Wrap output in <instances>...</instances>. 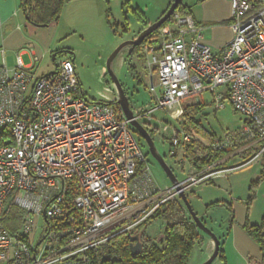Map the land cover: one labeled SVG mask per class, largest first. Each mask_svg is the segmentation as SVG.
I'll list each match as a JSON object with an SVG mask.
<instances>
[{
	"label": "built area",
	"instance_id": "2783aa9c",
	"mask_svg": "<svg viewBox=\"0 0 264 264\" xmlns=\"http://www.w3.org/2000/svg\"><path fill=\"white\" fill-rule=\"evenodd\" d=\"M231 10L233 39L221 52L204 42L192 16L181 14L160 30L159 44L144 48L151 91L159 88L160 95L150 110L134 114L139 123L154 128L159 111L181 123L183 102L205 93L218 110L228 100L243 117L240 130L208 143L183 125L171 129V156L193 145V169L215 160L165 190L117 95L106 103L79 95L72 57L40 79L19 57L16 69L0 67V264L112 262L116 237L137 235L158 210L182 203V194L264 159V5L232 0ZM230 158L240 161L226 167ZM13 208L21 217L14 231L6 226ZM41 220L46 226L38 240Z\"/></svg>",
	"mask_w": 264,
	"mask_h": 264
},
{
	"label": "rangeland",
	"instance_id": "374dc122",
	"mask_svg": "<svg viewBox=\"0 0 264 264\" xmlns=\"http://www.w3.org/2000/svg\"><path fill=\"white\" fill-rule=\"evenodd\" d=\"M77 1L78 3L73 6L71 12H62L59 21L61 22L60 30L64 28L65 34L61 39L63 54H59L58 57L70 58L72 57L70 54L73 53L76 58L77 76L83 93L79 95H84L92 103H106L105 97L114 99L117 95L114 82L107 68L111 55L121 44L133 38L134 33L138 31L137 29L141 25L138 18L150 21L152 25L158 21L175 0ZM198 1L184 0L181 6L191 10ZM128 26L130 28L129 34ZM154 38L157 41L155 44H159V34ZM149 64L150 56L148 54L129 56V48H127L118 56L111 67L130 100L134 114L137 116L154 107L157 103V97L160 95L159 88L154 92L151 91L152 77ZM200 103L204 107L198 106ZM183 106L184 114L181 123H176L165 111H159L152 120V126L159 131L153 137L155 147L179 181L189 178L193 173V168L184 157V149L177 151L176 157L170 155L169 136L171 129H178L183 124L184 116L187 113L186 109L189 108L190 119H192L190 129L201 141L205 140L203 138L205 135L221 138L226 133L240 130L243 126V117L234 111L228 100H225L224 107L218 110L213 101V96L209 93L192 97L183 102ZM141 123L144 124L145 120L143 119ZM164 127H168L169 130L163 131ZM141 143L156 184L162 190L170 188L172 183L169 177L150 155L146 142L141 139ZM257 164L232 176L231 173L228 174L227 176H231V178L228 177L227 181H218V184L215 185L210 183L201 185L195 188L196 194L188 192L187 195L193 209L199 211L200 206L204 207L207 203L223 199L230 200L231 185L236 184L238 186V183L246 178L248 179L247 186H239V191L244 194L245 189H248L250 185L251 177L249 175L252 170L256 169ZM200 189L208 191L205 193L207 195H203V191L201 192ZM239 191L235 193H239ZM45 223L44 220L40 221L36 236L38 240L44 233ZM18 225L20 227V222ZM168 225L167 220L160 219L151 224L145 231L152 240L162 243ZM139 230L144 231L143 229Z\"/></svg>",
	"mask_w": 264,
	"mask_h": 264
},
{
	"label": "crops",
	"instance_id": "0c3cea01",
	"mask_svg": "<svg viewBox=\"0 0 264 264\" xmlns=\"http://www.w3.org/2000/svg\"><path fill=\"white\" fill-rule=\"evenodd\" d=\"M85 1L101 2L102 0ZM258 1L264 5V0ZM231 2L232 0H199L190 10L197 26L204 30V42L215 52H221L233 39ZM76 3H78L77 0H65L63 12H71ZM141 20L139 19L141 25L137 29L138 31L134 33L133 38L127 41L135 40L145 30V23L148 24V27L151 25L150 21ZM60 24L61 22L51 27L34 26L27 21L21 11V0H0V51H4V55L0 53V67L6 66L10 70L16 69L17 58L19 57L23 67L30 71L35 79L55 73L61 59H68V57L56 56L63 50L61 39L65 34L64 28L60 30ZM129 31L128 26V34ZM70 55L75 62V55L72 53ZM35 59L38 62H35ZM239 161V158H230L225 161V166L237 165ZM243 170L245 169L229 174L232 176ZM192 171L195 172L194 169ZM231 176L219 177L210 184L215 185L218 184V181H227ZM249 176L251 177L250 185L248 189H245L244 194L239 191V186H247L248 179L246 178H243L238 186L236 184L231 185L230 200L223 199L207 203V205L204 204V207L200 206L199 211L193 209L199 217L204 219L207 227L219 239L220 251H222L224 261L217 258L212 264H260L262 260L261 250L258 244L246 233L245 226L247 224L258 225L264 217V159L257 164L256 169L252 170ZM202 191L203 195H207L205 193L208 191L205 189ZM238 191L239 193H235ZM190 192L196 194L195 189ZM186 196L188 198L187 194ZM214 203H222V205L207 210V207ZM231 212L233 214L232 221ZM144 234L151 239L146 231ZM200 241L195 245L188 264H204L212 257L215 251L213 239L200 232Z\"/></svg>",
	"mask_w": 264,
	"mask_h": 264
},
{
	"label": "trees",
	"instance_id": "16d2710c",
	"mask_svg": "<svg viewBox=\"0 0 264 264\" xmlns=\"http://www.w3.org/2000/svg\"><path fill=\"white\" fill-rule=\"evenodd\" d=\"M250 1L256 5H262V3L258 0ZM64 6L65 0H21V11L25 15L27 21L37 27H51L57 25L60 21ZM175 14L192 16L190 9L182 7L181 5L178 7ZM139 19L142 21V18ZM172 21L173 19L171 18V20L161 29L169 26ZM144 26L148 28V24L145 23ZM160 30L150 36L141 46L135 48L130 55H142L146 44L157 42L154 40V37L159 34ZM59 54H63V52H59L56 56H59ZM198 106L204 107L202 103L198 104ZM186 111L187 113L184 116L182 125L186 130L192 132L190 129V121L192 119H190L189 108L186 109ZM145 127L152 137L157 135L159 132L155 127L153 128L148 125H145ZM203 138L205 139L204 141L208 143L211 142L214 137L205 135ZM192 148L193 145L186 148L184 155L190 164H193L195 161V154L193 153ZM230 153L231 151H227L220 154L217 156V159H222ZM172 157H176V155ZM214 160L215 158L200 162L198 165L194 166V169L201 170ZM221 205L222 203H214L207 207V210L220 207ZM20 218L19 212L13 208L6 220V226L14 231L19 226L18 224L20 222ZM200 218L207 226L204 219L202 217ZM160 219L167 220L169 225L166 227L164 232V241L162 243H157L146 237L144 232L151 224ZM232 220L233 214L231 212V221ZM140 229L144 230H139L138 233L141 234V241L143 244L142 253L137 257H133L131 254V243L129 237L126 234H123L116 237L112 241L110 254L115 258V260L105 264H188L195 245L201 242V231L198 230L197 226L192 221L185 206L183 205V202L168 203L165 207L158 210L151 218H149L140 227ZM245 231L258 244L263 256L260 264H264V217L258 225L247 224L245 226ZM218 258L224 261L222 251L219 252Z\"/></svg>",
	"mask_w": 264,
	"mask_h": 264
},
{
	"label": "water",
	"instance_id": "95a60500",
	"mask_svg": "<svg viewBox=\"0 0 264 264\" xmlns=\"http://www.w3.org/2000/svg\"><path fill=\"white\" fill-rule=\"evenodd\" d=\"M184 0H175L168 10L163 14V16L154 24L150 25L146 28L143 32L139 34V36L135 40L127 41L121 44L111 55L109 58L107 68L108 73L114 82V86L116 89L118 103L122 107L125 117L128 121H130L131 126L135 129V131L141 136V138L146 142L150 155L158 162L161 168L169 177L172 186H176L179 184V180L174 175L172 169L166 164L164 158L158 153L153 137L148 132L147 128L139 123L135 119L134 112L131 108L130 100L128 99L125 91L123 90L120 82L118 81L117 77L114 75L111 67L113 62L118 58V56L127 48H129V55L134 51L135 48L141 46L150 36L154 33L158 32L167 22H169L172 16L177 11L178 7L183 3ZM181 200L183 205L185 206L189 216L191 217L194 224L197 226L198 230L203 232L205 235L211 237L215 243V251L212 257L204 264H212L219 255L220 252V242L218 237L214 234V232L209 229L203 222L202 219L195 213L193 207L191 206L187 196L185 194L181 195ZM129 240L131 243V254L133 257L139 256L143 251V244L141 241V234H137L135 236L129 235Z\"/></svg>",
	"mask_w": 264,
	"mask_h": 264
},
{
	"label": "flooded vegetation",
	"instance_id": "af4514ba",
	"mask_svg": "<svg viewBox=\"0 0 264 264\" xmlns=\"http://www.w3.org/2000/svg\"><path fill=\"white\" fill-rule=\"evenodd\" d=\"M156 242V241H155Z\"/></svg>",
	"mask_w": 264,
	"mask_h": 264
}]
</instances>
